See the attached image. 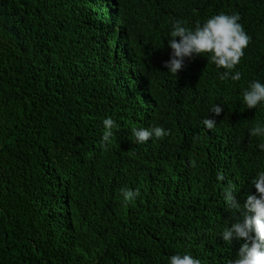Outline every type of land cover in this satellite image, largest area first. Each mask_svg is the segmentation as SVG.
<instances>
[{
  "label": "trees",
  "instance_id": "16d2710c",
  "mask_svg": "<svg viewBox=\"0 0 264 264\" xmlns=\"http://www.w3.org/2000/svg\"><path fill=\"white\" fill-rule=\"evenodd\" d=\"M220 13L251 37L241 80L208 54L168 72L172 22ZM254 80L264 0H0V264H230L244 241L220 236L240 216L224 189L243 205L264 171V137L249 134L264 103L242 98ZM153 124L170 134L137 143L132 129ZM121 188L139 195L125 204Z\"/></svg>",
  "mask_w": 264,
  "mask_h": 264
},
{
  "label": "clouds",
  "instance_id": "9594fccd",
  "mask_svg": "<svg viewBox=\"0 0 264 264\" xmlns=\"http://www.w3.org/2000/svg\"><path fill=\"white\" fill-rule=\"evenodd\" d=\"M239 21L238 14L220 13L207 19L203 24L197 23L192 29L186 26L187 21L174 20L170 39L167 41L171 49L170 58L165 61L164 67L176 76L185 67L186 58L208 54L211 63L225 70L220 73L221 80L240 81L242 73L235 71L233 74V70L244 57V50L250 44L251 37ZM242 98L247 109H255L264 103V83L252 81L243 90ZM210 111L219 116L223 112V107L216 104ZM202 122L208 130L216 126L215 119L205 118ZM103 127L102 143L106 144L110 142L114 135L113 129L118 128V125L111 117H107L103 120ZM132 134L136 137L137 143H145L153 137L162 139L170 132L162 126L153 124L151 127L133 128ZM249 134L264 137V124L257 122ZM258 147L264 150V143ZM217 179L222 181L224 176L218 174ZM251 183L255 186L256 194H248L243 205L234 195L236 190L233 184L229 183L224 189V199L228 208L234 209L240 216L238 218L235 216L231 226L226 227L220 236L229 244L233 239L244 241L236 258L232 259L230 264H264V171L258 172ZM120 192L125 204L139 195L138 190L128 188H121ZM169 264H201V260L189 254H175L169 258Z\"/></svg>",
  "mask_w": 264,
  "mask_h": 264
}]
</instances>
